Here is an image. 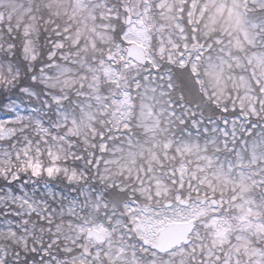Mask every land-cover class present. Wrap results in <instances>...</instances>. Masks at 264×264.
<instances>
[{
	"label": "snow or ice",
	"instance_id": "1",
	"mask_svg": "<svg viewBox=\"0 0 264 264\" xmlns=\"http://www.w3.org/2000/svg\"><path fill=\"white\" fill-rule=\"evenodd\" d=\"M0 264H264V0H0Z\"/></svg>",
	"mask_w": 264,
	"mask_h": 264
}]
</instances>
